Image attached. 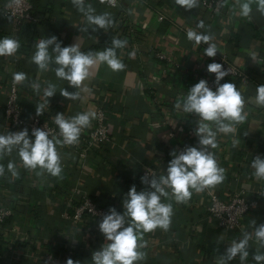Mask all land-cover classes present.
<instances>
[{"label":"crops","instance_id":"crops-1","mask_svg":"<svg viewBox=\"0 0 264 264\" xmlns=\"http://www.w3.org/2000/svg\"><path fill=\"white\" fill-rule=\"evenodd\" d=\"M38 22L34 27L24 25L15 28L12 21L0 17V39L5 37L18 40L20 48L13 57H0V106L4 101L7 81L17 72L27 75V82L20 85L22 91L23 117L30 121L36 115V105L40 101L41 90L49 83L56 86L57 93L49 98L41 117H52L61 113L66 119L78 113H93L99 105L110 131V144L104 152L93 149L79 160L73 154L57 146L60 153L62 178L50 174L37 175L36 171H19L22 163L18 153L5 155L0 164L5 173L0 176V204L12 202V215L6 220L3 237L11 241L16 248L13 261L7 260L2 252L0 264H37L36 257H51L49 264H66L71 258L79 264H93L92 254L108 243L99 230L100 219L92 225L90 221L79 222L69 227L62 214L69 213L79 192L71 193L74 183H83L86 192L95 197V202L107 209L115 208L123 213V199L107 200L112 194L124 192V185L130 188L137 183L140 167L146 159L156 157L165 159L167 166L173 158L171 153L179 154L181 147L195 146L197 136L194 130L192 114L175 107L177 102L186 98L189 90L197 84V77L207 76V66L212 60L223 55L229 62L248 72L246 87L236 85L245 100L246 120L235 126L232 134L218 133L217 148L210 149L219 167L224 169L225 179L214 189H208L221 198L251 186L260 185L264 191V180L256 179L252 160L264 158V107L255 103L256 89L264 84V72L256 71L253 60L264 56V37L256 29L251 18L239 15L236 0L225 3L221 15L209 18L205 11L198 8L186 11L175 0H117L115 7H106L101 0H85L96 14L108 12L115 26L106 32L102 29L81 32L87 26L86 18L73 6L72 0H29ZM5 0H0V7ZM256 9V4L252 5ZM162 16V21L157 18ZM203 22L204 27L197 25ZM211 35V43L217 46V55L207 57L204 50L207 45H196L188 40V31ZM56 36L62 47L78 43L80 50L102 51L111 47L113 38L127 40L124 49H118L117 55L125 68L113 72L106 64L94 69L90 79L84 82V90L79 91L77 99H66L60 90L70 93L76 91L69 82L56 77L53 70L41 72L32 63L36 44L40 39ZM51 51V48L49 49ZM152 51H158L170 58V62L158 61ZM135 53L131 56L130 53ZM155 77L157 82L151 81ZM40 86L38 93L30 84ZM233 83V82H230ZM163 123V124H161ZM117 129H120L121 137ZM168 129L174 137L167 138ZM12 131L8 128L0 113V134ZM29 138L33 139L31 135ZM221 146L224 148L221 149ZM108 148V149H107ZM126 150L129 151L126 154ZM124 153L126 155H124ZM128 160V161H127ZM12 161L18 175L13 177L7 170ZM39 171V170H37ZM125 176L126 181H119ZM191 199L184 209H178L170 198H162L173 208L170 228L167 231L157 228L143 233L140 249L146 253L144 264H215L233 240H240L244 232L253 234L249 244V256L243 264H256L253 255L260 253L254 236V224H264V193L256 206L245 215L237 228L224 232L216 228L214 221L205 212L206 200L202 192L192 190ZM127 199V197H126ZM198 223V231L191 247L163 244L162 252L156 244L164 241L170 234L183 238L191 222ZM90 225L96 226L90 229ZM71 239L75 248L67 250L66 243ZM192 241V240H191ZM4 242L0 241V248ZM21 247V248H20ZM20 249V250H19ZM11 256L15 257V254ZM231 264H241L239 257Z\"/></svg>","mask_w":264,"mask_h":264},{"label":"clouds","instance_id":"clouds-1","mask_svg":"<svg viewBox=\"0 0 264 264\" xmlns=\"http://www.w3.org/2000/svg\"><path fill=\"white\" fill-rule=\"evenodd\" d=\"M108 2L114 3V0ZM175 3L186 11L199 6V0H175ZM236 3L242 17L250 18L254 3L256 9L264 13V0H236ZM72 4L87 21V26L80 28L81 32H88L89 28L92 31L102 29L106 32L115 26L110 13L96 14L90 5L85 6V0H72ZM197 27L203 28V22L201 21ZM187 38L196 45L201 43L207 45L204 50L207 57L217 55V46L211 43L213 39L211 35L191 30L188 31ZM127 43V40L113 38L111 47L85 53L80 50L78 43L62 47L57 37L52 36L39 40L31 59L39 71L53 70L57 78L68 81L69 86L76 91L70 93L66 89H61L60 94L66 99L74 100L79 97V91L84 90V82L90 79L94 69L99 65L106 64L113 72L125 68L117 55V50L124 49ZM19 48L18 40L8 37L0 39V57H13ZM130 55L134 56L135 53ZM207 71L215 74L216 90L213 91L207 81L201 79L189 90L186 98L175 105L177 109L182 108L183 112L199 117L194 134L198 137L200 147H187L179 154L171 153L173 158L167 167L166 176L159 179L155 177L149 179L147 175L142 177L141 182L148 186V190L138 192L133 185L127 193V199L123 201L122 214L115 208L109 209V213L105 214L99 223V230L108 243L92 254L93 264H136L143 260L146 253L140 249L145 247V244L139 242L143 238V233H150L157 228L167 231L171 225L173 208L171 204L163 203L162 198L171 197L177 203H187L193 194L192 190L202 192L205 189H214L224 181V169L218 166L210 149L217 148L218 133L232 134L235 132V126L246 120L245 100L234 83H220L229 75L228 71L223 70L222 64L211 63L207 66ZM27 80V75L23 72L13 75L15 84L23 85ZM30 87L38 93L41 90L37 83L30 84ZM56 93V86L51 83L43 89L45 99L43 103L36 105L37 116H41L45 108L49 107V98ZM255 103L264 107V84L257 86ZM94 118L95 114L90 112L78 113L69 119L57 113L55 124L62 139L50 138L47 131L39 128L31 133L34 139L29 138L27 129L9 132L6 135L0 134V159L16 151L25 169L36 171L37 175L47 173L52 177L62 178V161L57 146L78 144L82 131L90 127ZM251 167L255 170L256 179L264 180V158L255 157ZM7 170L13 177L18 175L16 165L12 161L7 164ZM4 173L5 167L0 164V176ZM253 224L255 240L264 248V224L258 227L255 226V222ZM252 239V233L244 232L240 240H233L217 258L216 264H231L237 257L243 264L249 256V242ZM252 258L256 264L264 262V254L257 253ZM66 264H74V261L69 258Z\"/></svg>","mask_w":264,"mask_h":264},{"label":"built area","instance_id":"built-area-1","mask_svg":"<svg viewBox=\"0 0 264 264\" xmlns=\"http://www.w3.org/2000/svg\"><path fill=\"white\" fill-rule=\"evenodd\" d=\"M117 0H114V3H109L108 0H104V5L106 7H115ZM136 0H133L135 3ZM228 0H199L198 9L205 11L208 17L214 18L216 16L221 15V12L224 8L225 3ZM0 17L2 19L11 20L15 28L22 27L24 25H29L34 27L38 18L34 14L31 4L29 0H5V3L0 7ZM163 17L159 16L157 18L158 21H162ZM153 57L158 61L170 62V58L163 55L158 51H152ZM253 66L256 71L262 73L264 72V56L254 58ZM211 63H220L223 65V70L229 72V75L224 77L223 80L220 81L221 84L235 82L236 85L240 87H246L248 83V72L245 68H239L236 65L229 62L223 55L212 60ZM206 80L209 87L215 91L217 85L215 84V74L207 73V76L197 77V83L201 80ZM151 81L157 82L155 77L150 78ZM22 88L19 84H15L13 82V75L7 81L5 87L4 101L0 106V113L3 117L4 122L8 126V128L12 131H22L27 129L29 135H31L34 129H42L49 133V137H56L58 139H62L59 135V128L53 121L52 117L48 116L46 118L41 116H34L30 121H25L23 117L22 110V100L20 98V93ZM40 101L43 100V90H41V96L39 97ZM93 113L95 114V118L91 120L90 127L84 129L81 133L79 143L76 145H65L60 146L63 150L67 151L70 154H73L75 158L82 160L85 159L86 153L93 149H97L99 152H104V148L106 149L107 145L110 144V131L107 125L105 124V119L102 114L101 107L99 105H95ZM191 119L193 120V124L198 125L199 117L195 114H192ZM163 124V123H161ZM215 130V129H214ZM119 134L121 137L122 134L120 129H117L116 134ZM218 135V134H217ZM32 136V135H31ZM167 138H173L174 134L172 129H168L166 133ZM34 139V137H33ZM191 147H200L198 138L195 146ZM186 146L180 148L179 153L183 151ZM224 147L221 146V149ZM108 149V148H107ZM129 151L126 150V154ZM124 153V155H126ZM128 161V160H127ZM19 171H25L26 169L23 167L22 163L18 164ZM167 164L165 159H158L156 157H151L150 159H146L145 162L142 163L138 177L137 183L135 184L136 190H148V186L141 182V178L144 176H148L149 179L155 177L159 179L162 176L167 175ZM121 182L126 181L125 176H121ZM264 184V182H262ZM83 183H74L71 187V193L78 191V197L75 198V202L71 205V210L67 214H62V217L65 219L66 226L72 227L78 224L79 222L85 223L90 221L92 225H96L95 223L100 219H103L105 214H108L107 209L100 206L95 202V197L82 187ZM170 191V190H169ZM128 193V187L126 184L124 185V192L122 193H113L110 191L106 197L108 200L119 201L121 199H126ZM206 200L205 212L208 218H211L214 221L215 227L223 230L224 232L235 229L239 226L241 219L247 215L257 204L258 199L264 193L263 189L260 188V185L251 186L248 189H239L238 191L228 195L226 198H221L220 196L211 193L208 189L202 191ZM173 201L174 198L169 197ZM178 209H184V203L175 202ZM186 204V203H185ZM12 202L4 204H0V241L4 242L3 248H0V256L2 252L3 256L7 260L13 261L12 258H18L16 256V248H14L13 244L10 240L3 237L4 227L6 225V220L12 215ZM172 219V218H171ZM96 226H91L90 229H94ZM198 231V223L193 221L189 224L188 230L184 232L183 238H179L174 234H170L164 241L156 244L157 251L162 252L163 244L175 245L177 247H191L194 243L193 239L196 236ZM192 240V241H191ZM21 248V247H20ZM67 250H72L75 248L73 240L69 239L66 243ZM20 250V249H19ZM15 254V257L11 256ZM259 254H264V248ZM50 256H45L40 258L36 257L37 264H49L51 262ZM57 264V263H56ZM59 264V263H58ZM136 264H144V261H138ZM216 264V263H215ZM264 264V262H261Z\"/></svg>","mask_w":264,"mask_h":264},{"label":"water","instance_id":"water-1","mask_svg":"<svg viewBox=\"0 0 264 264\" xmlns=\"http://www.w3.org/2000/svg\"><path fill=\"white\" fill-rule=\"evenodd\" d=\"M250 18L256 29H261L264 25V13L259 12L257 9L252 10Z\"/></svg>","mask_w":264,"mask_h":264},{"label":"flooded vegetation","instance_id":"flooded-vegetation-1","mask_svg":"<svg viewBox=\"0 0 264 264\" xmlns=\"http://www.w3.org/2000/svg\"><path fill=\"white\" fill-rule=\"evenodd\" d=\"M260 30H261L262 36L264 37V25L262 26V28Z\"/></svg>","mask_w":264,"mask_h":264},{"label":"trees","instance_id":"trees-1","mask_svg":"<svg viewBox=\"0 0 264 264\" xmlns=\"http://www.w3.org/2000/svg\"><path fill=\"white\" fill-rule=\"evenodd\" d=\"M92 50H93V49H90V50H86V51H85V53H87V52H91Z\"/></svg>","mask_w":264,"mask_h":264}]
</instances>
